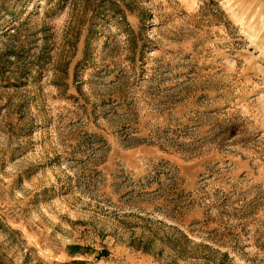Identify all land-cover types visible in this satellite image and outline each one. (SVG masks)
Returning a JSON list of instances; mask_svg holds the SVG:
<instances>
[{"label": "rangeland", "instance_id": "374dc122", "mask_svg": "<svg viewBox=\"0 0 264 264\" xmlns=\"http://www.w3.org/2000/svg\"><path fill=\"white\" fill-rule=\"evenodd\" d=\"M0 264H264V0H0Z\"/></svg>", "mask_w": 264, "mask_h": 264}]
</instances>
